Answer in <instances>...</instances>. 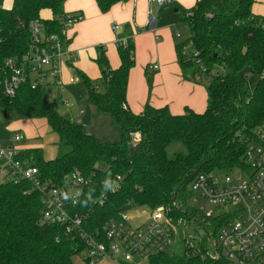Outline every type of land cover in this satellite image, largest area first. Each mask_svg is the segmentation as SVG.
<instances>
[{"label": "trees", "instance_id": "16d2710c", "mask_svg": "<svg viewBox=\"0 0 264 264\" xmlns=\"http://www.w3.org/2000/svg\"><path fill=\"white\" fill-rule=\"evenodd\" d=\"M67 1L12 0L10 9L0 7V106L23 118L45 119L59 137L60 154L53 160H46L39 148L23 153L32 159L43 181L64 185L63 177L75 171L92 179L76 208L80 214L89 213L84 224L87 231L101 229L133 204L150 210L172 207L174 202L187 204L189 187L200 173L245 168L248 145L259 143L264 133V16L253 13L255 0H200L182 13L190 37L176 46V53L185 78L206 88L207 108L202 113L186 108L183 114H173L168 107L149 104L134 113L126 106L130 71L135 66L134 41L117 44V69L110 67L106 51L98 48L94 63L100 78L94 81L77 73L89 89L88 101L110 115L113 126L121 131L114 143L100 142L81 123L62 117L57 104L47 99L44 85H23L12 98L2 92V82L9 76L6 62L22 59L30 51L31 22L42 21L47 34L60 33ZM95 1L105 14L129 0ZM44 11H50L52 19H42ZM246 69L258 77L252 87L242 79ZM136 134L140 141L133 144ZM175 142L183 144L187 153L169 158L167 149ZM180 215L204 227L205 234L196 235L199 243L215 236L231 218L227 214L207 219L196 210L192 216ZM83 248L77 233L66 235L62 227L44 221L41 194L32 184H0V264H74ZM191 262L186 251L183 256L164 253L146 264Z\"/></svg>", "mask_w": 264, "mask_h": 264}, {"label": "built area", "instance_id": "2783aa9c", "mask_svg": "<svg viewBox=\"0 0 264 264\" xmlns=\"http://www.w3.org/2000/svg\"><path fill=\"white\" fill-rule=\"evenodd\" d=\"M151 2L163 6L172 4L173 0ZM83 19L80 13H65L61 18V32L52 34L45 32L42 21H32L29 53L5 64V73L9 76L6 75L1 85L3 95L12 98L26 84L32 88L40 85L63 88L62 70L69 53V32ZM155 24L156 20L149 18L147 27L154 30ZM112 29L117 32L120 26L115 24ZM184 53L188 54L187 48ZM75 82L74 77L69 79V84ZM63 104L67 108L72 106L68 101ZM259 139V143H251L246 149L245 168L236 170V174L233 171L196 175L189 187L187 204L174 202L172 207L148 209L149 221L136 227L130 225L127 211L106 221L101 229L87 231L84 224L89 213L80 214L76 208L92 179L75 171L63 177L64 185L43 181L32 159L25 157V150L19 147H0V184H32L41 194L44 221L62 227L66 235L75 232L82 239L83 251L87 254L81 260L83 264H146L152 257L166 253L181 226L191 227L192 221L180 213L192 216L195 210L207 219L227 214L231 218L205 242L199 243L196 236L191 237L186 248L191 264H264V133ZM24 140L23 134L16 133L12 142L20 145ZM139 141V135H134L133 144ZM117 189L118 185L113 191ZM197 202L202 203L199 208L195 205ZM99 203L102 205V201ZM60 239L58 236L56 240Z\"/></svg>", "mask_w": 264, "mask_h": 264}, {"label": "crops", "instance_id": "0c3cea01", "mask_svg": "<svg viewBox=\"0 0 264 264\" xmlns=\"http://www.w3.org/2000/svg\"><path fill=\"white\" fill-rule=\"evenodd\" d=\"M199 1L173 0L170 5L159 6L151 0H129L104 14L95 0H68L64 12L80 13L84 19L69 32V53L65 57L62 78L76 70L99 79L101 73L94 63L98 48L106 51L110 67L117 69L120 66L117 44L133 40L135 66L130 71L126 106L137 114L147 104L155 108L168 107L173 114H183L186 108L204 112L208 101L206 88L183 75L176 53V46L181 41L174 36L176 25L173 23V13L180 15ZM253 13L264 16V0H255ZM42 15L45 20L53 17L50 11H44ZM149 18L156 20L154 30L147 27ZM115 24L120 26L117 32L112 29ZM65 85H71L69 80H65ZM80 112L77 116L83 114ZM22 148L42 149L31 144Z\"/></svg>", "mask_w": 264, "mask_h": 264}, {"label": "rangeland", "instance_id": "374dc122", "mask_svg": "<svg viewBox=\"0 0 264 264\" xmlns=\"http://www.w3.org/2000/svg\"><path fill=\"white\" fill-rule=\"evenodd\" d=\"M11 5L12 0L0 1V7L2 8L10 9ZM182 13L180 15L178 12L173 13V23L176 25L174 36L177 40L181 41L180 43L187 41L190 37V29L189 26L182 21ZM41 18L44 19V15H42ZM178 34L179 36H177ZM187 49L189 52V48ZM97 70L99 69L97 68ZM241 76L249 87L254 86L258 80V77L251 75L248 69L244 70ZM71 77H74L76 82L71 85H65V80L68 81ZM89 78L94 81L98 79L90 76ZM48 80H50V78H48ZM62 80L64 84L63 88H59L56 85H47L45 87L47 99L57 104L59 114L64 118L83 124L86 132L95 136L100 142L114 143L119 141L121 138V131L113 126L110 115L101 113L93 103L88 101L89 89L83 84L77 71L74 70L70 75L64 74ZM203 81L207 84L208 79L203 78ZM96 85L99 91H103L101 84ZM63 101L70 102L72 109L67 108L63 104ZM80 111H82L83 114L77 116V113ZM16 133H21L25 136V140L20 143V145H15L13 144L14 142H12ZM30 144L32 146H41L46 160L55 159L60 154L59 137L52 131L45 119L23 118L15 112L8 111L5 107L0 106V147L3 149L19 147V149L23 150L24 148L22 147ZM176 153L186 154L187 149L183 144L175 142L168 147L167 154L169 158H173ZM236 173L237 171L234 172V174ZM201 204L202 203L197 202L195 205L199 208ZM148 215V208L133 204L128 212L129 223L132 227L147 223L149 221ZM203 234L204 230L201 227H197L193 222L191 223V227L181 226L177 230L173 244L166 249V253L183 256L187 246L191 243V237L196 235L202 236ZM86 255V252L83 251L75 256L73 259L74 264H83L81 260L85 258Z\"/></svg>", "mask_w": 264, "mask_h": 264}]
</instances>
